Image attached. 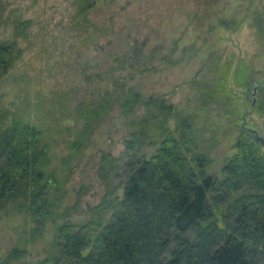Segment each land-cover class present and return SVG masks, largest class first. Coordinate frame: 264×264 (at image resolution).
I'll return each mask as SVG.
<instances>
[{"label": "trees", "instance_id": "trees-1", "mask_svg": "<svg viewBox=\"0 0 264 264\" xmlns=\"http://www.w3.org/2000/svg\"><path fill=\"white\" fill-rule=\"evenodd\" d=\"M76 1L80 13L97 2ZM5 8L0 0V30ZM31 22L16 19L13 38H0V77L22 56L17 37L28 35ZM220 22L235 30L243 20L235 26L226 18ZM249 25L264 50V14L254 11ZM254 65L236 53L225 57L212 49L194 77L204 104L215 102L240 126L236 151L225 156L221 175L208 170L214 158L201 147L198 112L128 85L118 97L132 126L125 152L114 158L118 162H108L102 173L106 192L82 221L60 219L59 204L70 163L91 143L113 92L82 105L77 118L84 123L77 128L62 126L55 114L8 106L0 93V213L13 207L32 222L19 236L23 246L15 244L2 263L26 255V244L43 236L52 222V246L38 264H264V141L248 128L254 119L246 115L250 93L253 108L264 113V78L252 85L255 72L264 68ZM64 130L70 132L69 152L55 163ZM148 144L156 145L155 151H144Z\"/></svg>", "mask_w": 264, "mask_h": 264}, {"label": "rangeland", "instance_id": "rangeland-1", "mask_svg": "<svg viewBox=\"0 0 264 264\" xmlns=\"http://www.w3.org/2000/svg\"><path fill=\"white\" fill-rule=\"evenodd\" d=\"M4 1L0 38H13L16 19L32 20L28 35L17 37L22 56L0 77L5 104L35 115L55 114L62 126L77 128L84 123L77 118L81 106L113 92V103L92 133L91 143L70 163L60 219L89 218L91 207L106 192L102 173L108 162H118L114 158L123 155L132 129L118 99L128 85L144 96L165 95L185 112H198L201 147L214 158L208 170L221 175L225 156L236 151L240 126L231 123L215 102L204 104L194 77L212 49L225 57L236 53L253 62L255 70L264 68V50L249 25L254 11L264 14V0H97L84 13L78 12L76 0ZM222 18L233 26L243 23L238 29H227L221 25ZM255 76L252 85L264 73L257 71ZM233 90L239 93L238 88ZM248 96L247 119L253 118L251 123L264 135V113L253 108V93ZM143 111L144 107L138 109ZM69 133L64 130L55 148V163L69 152ZM155 149L156 145L148 144L144 151ZM31 224L24 212L13 207L0 213V264L15 244L23 246L19 236ZM53 237L49 222L43 236L26 244L28 253L11 264H38Z\"/></svg>", "mask_w": 264, "mask_h": 264}, {"label": "water", "instance_id": "water-1", "mask_svg": "<svg viewBox=\"0 0 264 264\" xmlns=\"http://www.w3.org/2000/svg\"><path fill=\"white\" fill-rule=\"evenodd\" d=\"M256 90H257V85H255V88H254V90H253V91H254V94L256 93ZM255 99H256V96H255ZM248 128H249L250 130H252V131L255 133V135H256L260 140L264 141V135L260 133V131L258 130L257 127H254V126H248Z\"/></svg>", "mask_w": 264, "mask_h": 264}]
</instances>
